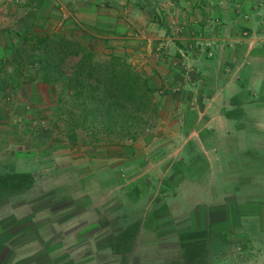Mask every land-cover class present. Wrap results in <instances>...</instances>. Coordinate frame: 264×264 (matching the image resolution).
Here are the masks:
<instances>
[{"label":"rangeland","instance_id":"rangeland-1","mask_svg":"<svg viewBox=\"0 0 264 264\" xmlns=\"http://www.w3.org/2000/svg\"><path fill=\"white\" fill-rule=\"evenodd\" d=\"M23 1L0 0V264H93L115 240L123 242V264H264V142L240 134L181 147L170 137L196 115L211 116L202 102L213 81L200 78V60L188 58L207 51L202 39L227 38L224 19L202 9L192 18L197 25L168 30L186 37L177 40L187 41L189 57L178 59V45L169 43L166 51L158 46L155 60L149 46L134 42L136 30L92 28L75 14L67 20L72 0H44L31 20ZM26 29L34 36L62 32L90 43L100 57L118 55L153 83L156 115L134 139L70 143L49 108L57 88L15 62ZM212 148L219 149L216 159L196 152ZM187 150L195 154L186 157ZM189 160L195 167H185ZM42 243L46 253L56 248L51 261Z\"/></svg>","mask_w":264,"mask_h":264},{"label":"crops","instance_id":"crops-1","mask_svg":"<svg viewBox=\"0 0 264 264\" xmlns=\"http://www.w3.org/2000/svg\"><path fill=\"white\" fill-rule=\"evenodd\" d=\"M43 1L26 0L28 2L25 3L27 9L23 13L30 16L29 20L37 13L38 8L41 9ZM148 3V8L154 11L155 17L151 18L150 15L147 23L142 21V18L139 19L141 16L146 20L147 14L141 0H133L132 2L131 0H72L71 5H69L70 10L67 9L65 18L67 20L75 19L73 14L79 15L82 17V21L88 18V24L92 28L106 26L103 28L119 30L120 33L136 30L134 33L138 32V35L135 34L136 41L134 42H137L138 48L141 49H144V44L149 46L151 55L156 53L155 50L158 46H163L161 47L162 50L166 51L164 49L166 46L169 47L168 49L171 48L169 43H176L178 45L176 49L182 56L178 59L183 61L189 57L185 55V53L189 54V50H183L182 47L184 46L182 42L186 43L187 41L177 39L184 40L186 37L181 35L169 36L168 30L176 28V25L179 24H183L185 28H192L193 22L197 25V21L192 18L196 13H201L202 9L210 12V15L212 12L216 13L213 15H217L216 22L219 21L218 19H224L226 22L220 26L225 31H229L226 34L227 38L217 34L202 39L209 44V47H206L207 51L204 53L197 51L194 54L197 49L193 50V55L188 58V61L193 63L200 60V63H203L199 67L202 73L200 78H205V80L210 78L213 81L210 86L211 89L206 95V101L202 102L204 110L211 112V116L208 119L201 117L202 115H196L190 123V127L184 129L181 135L173 133L170 137H179L183 142L181 147L190 141L206 147V143L215 144V142L224 139H234L235 135L240 134H252L256 137L252 139L248 137V140L254 141L256 139L264 142V0H148ZM143 29L148 30L146 35L143 34ZM161 31L165 32L163 36ZM168 58L172 60L171 56ZM154 59L156 60V54ZM161 59H166L165 55ZM161 63V61L158 62L159 65ZM169 108H173L172 102L168 104V110H170ZM180 118L179 122L183 127V124L186 125L187 117H185L186 119L183 116ZM173 122L170 119L168 123L172 125ZM245 125L247 132H245ZM262 147L264 145L259 146V148ZM201 150L205 152V155L198 149L197 154L216 159V153L219 149ZM194 154V152L187 150L185 156L191 157ZM187 164L185 167H195L191 160ZM134 190L135 188H133ZM148 202H151V198ZM132 203L136 204L135 202ZM141 220H145V217H142ZM115 236L116 238L121 237L118 233H112L109 237ZM115 241L114 243L106 242L103 245L105 256L103 257L101 254L99 258L101 260L98 259V262L93 264H123V242L121 240ZM48 245L41 246L47 259L50 255L48 253L51 251L54 253L56 249L52 246L50 252L46 253ZM107 254H111L112 258H108ZM91 258L93 259V256ZM49 260L51 261V259ZM56 261L57 259L52 260L51 264L56 263Z\"/></svg>","mask_w":264,"mask_h":264},{"label":"trees","instance_id":"trees-1","mask_svg":"<svg viewBox=\"0 0 264 264\" xmlns=\"http://www.w3.org/2000/svg\"><path fill=\"white\" fill-rule=\"evenodd\" d=\"M145 2L142 6L154 18ZM28 29L21 36L25 44L17 49L15 62L19 68L26 63L42 84L57 88L49 108L70 143L79 137L112 142L134 139L156 115L153 83L118 55L100 57L90 43L65 33L34 36ZM27 43L31 48H25ZM68 58L74 61L65 67Z\"/></svg>","mask_w":264,"mask_h":264}]
</instances>
